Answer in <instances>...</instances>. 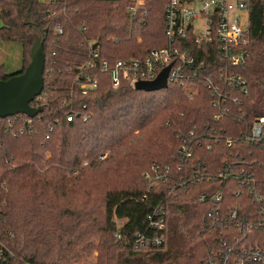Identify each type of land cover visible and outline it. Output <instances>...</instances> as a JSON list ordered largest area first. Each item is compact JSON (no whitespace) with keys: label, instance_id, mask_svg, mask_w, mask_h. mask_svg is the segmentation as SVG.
Masks as SVG:
<instances>
[{"label":"trees","instance_id":"obj_1","mask_svg":"<svg viewBox=\"0 0 264 264\" xmlns=\"http://www.w3.org/2000/svg\"><path fill=\"white\" fill-rule=\"evenodd\" d=\"M168 2L146 0L130 16L131 0H0V39L23 47L22 68L6 73L1 66L0 80L28 66L37 38L45 37L46 53L44 89L31 103L43 111L27 126L26 114L0 118V264H70L63 261L60 207L92 189L105 188L111 264H205L221 235L237 232L234 225L210 227L209 213L219 208L227 216L237 208L241 215L253 214L249 195H237L238 181L212 176L228 158L236 170L264 182V138L227 145L228 138L237 139L264 117V0L250 1L247 57L235 67L248 83L247 93L230 92L241 102L228 96L214 107L204 77L192 97L177 84L156 91L125 82L114 87L105 73L99 75L98 88L86 95L73 86V68L95 43L111 59L144 56L166 45ZM204 50L217 55L212 46H203L199 54ZM75 89V108L90 115L86 120H67L63 102ZM47 119L54 124L50 133ZM192 131L194 156L179 169L177 149ZM155 163L169 165L170 171L165 182L150 189L143 173ZM183 181L185 191L179 188ZM219 190L221 203L199 200ZM160 205L167 209L163 230L149 219ZM158 232L165 234L162 245H136L139 234L153 237ZM250 240L264 248V226Z\"/></svg>","mask_w":264,"mask_h":264},{"label":"built area","instance_id":"obj_2","mask_svg":"<svg viewBox=\"0 0 264 264\" xmlns=\"http://www.w3.org/2000/svg\"><path fill=\"white\" fill-rule=\"evenodd\" d=\"M127 11L130 16H135L137 11L145 4L146 0H131ZM251 0H169L164 12V34L166 45L153 48L144 56L118 57L111 59L105 57L100 50L99 43L92 47L83 62L73 68L74 87L86 95L98 88L101 73L109 74L114 87L128 83L133 88L141 81H154L160 72L171 66L167 82L180 85L192 97L199 89V81L204 77L207 88L215 97L212 102L214 107H221L228 96L232 97L231 90L242 93L248 92L247 79L235 67L243 65L247 57V44L249 41V16ZM146 13V12H145ZM59 33L63 32L61 26ZM203 46H212V55L209 51L199 54ZM209 72V75H204ZM76 89L69 99L64 100L67 106L65 111L68 121L75 117L90 116L86 112L77 111L75 108ZM40 97V96H39ZM233 102H241L234 96ZM38 107V106H36ZM87 105L83 104V108ZM40 114V113H39ZM18 115V114H17ZM34 117H29L25 125H30ZM219 115H216V119ZM49 133L54 129L51 119H47ZM24 130H21L23 132ZM195 132L183 137V142L177 149L181 159L178 168L182 169L188 159L195 153ZM183 134H180L182 137ZM49 137V134L47 135ZM264 138V117L253 121L250 127L237 139L228 138L227 145L233 146L239 140L250 143H260ZM225 166L212 177L227 181L235 179L239 182L237 195L242 191L249 195L255 204L252 215H241L236 208L227 216L213 209L209 216L211 226L234 225L237 232L231 233L226 238L221 235L220 245L210 247V253L205 264H264V248L252 242L250 236L264 226V182H258L256 176L244 170H236L235 166L224 159ZM170 171L169 165L153 164L145 176L151 182L150 189L159 181L165 182ZM177 185V183H175ZM183 191L187 188L185 181L179 182ZM211 200L218 204L224 199L222 190L213 194L204 193L200 201ZM167 209L165 205L158 206L154 215H150L151 225L163 230ZM117 236L121 237L120 231ZM137 246L162 245L165 241L164 233H156L153 237L139 234ZM225 237V236H224ZM233 243L229 244L228 241ZM218 243V244H219ZM217 245V244H216Z\"/></svg>","mask_w":264,"mask_h":264},{"label":"rangeland","instance_id":"obj_3","mask_svg":"<svg viewBox=\"0 0 264 264\" xmlns=\"http://www.w3.org/2000/svg\"><path fill=\"white\" fill-rule=\"evenodd\" d=\"M20 56H22L20 43L0 39V67H6L10 73L17 72L22 65L15 68L14 64ZM106 155L107 153L100 157L104 159ZM149 171L143 173L144 177ZM104 191L105 188H101L76 194L69 197L74 199L72 203L64 202L60 207L62 216L59 219L58 230L63 237L61 241L65 263L111 264L114 250L108 248L110 234L106 228L107 208ZM121 222L122 220H117L118 225Z\"/></svg>","mask_w":264,"mask_h":264},{"label":"water","instance_id":"obj_4","mask_svg":"<svg viewBox=\"0 0 264 264\" xmlns=\"http://www.w3.org/2000/svg\"><path fill=\"white\" fill-rule=\"evenodd\" d=\"M45 37L36 39L30 50V63L21 72L0 80V118L17 114L35 117L43 111L42 107L31 103L41 95L45 85L44 70L46 53ZM97 43L93 47H96ZM171 66L164 68L154 81H141L137 90L156 91L168 87L167 77Z\"/></svg>","mask_w":264,"mask_h":264},{"label":"crops","instance_id":"obj_5","mask_svg":"<svg viewBox=\"0 0 264 264\" xmlns=\"http://www.w3.org/2000/svg\"><path fill=\"white\" fill-rule=\"evenodd\" d=\"M21 58H22V60H21ZM20 64L23 66V47H22V56H20V59H19L17 62H15L14 67L16 66L15 68H17V67H19ZM4 69H5L4 71H5L6 73H10V72H8V70H6V67H5ZM14 70H15V69H14ZM19 70H20V69H19ZM11 73H12V72H11Z\"/></svg>","mask_w":264,"mask_h":264}]
</instances>
